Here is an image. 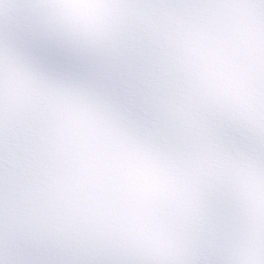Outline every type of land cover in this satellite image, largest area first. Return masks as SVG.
<instances>
[{"label": "snow or ice", "instance_id": "1", "mask_svg": "<svg viewBox=\"0 0 264 264\" xmlns=\"http://www.w3.org/2000/svg\"><path fill=\"white\" fill-rule=\"evenodd\" d=\"M0 264H264V0H0Z\"/></svg>", "mask_w": 264, "mask_h": 264}]
</instances>
